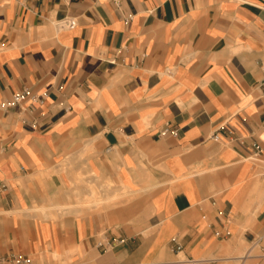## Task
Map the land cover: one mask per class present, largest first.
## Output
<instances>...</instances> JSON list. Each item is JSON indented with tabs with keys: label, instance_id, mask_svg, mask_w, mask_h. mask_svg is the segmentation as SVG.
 Segmentation results:
<instances>
[{
	"label": "crops",
	"instance_id": "1",
	"mask_svg": "<svg viewBox=\"0 0 264 264\" xmlns=\"http://www.w3.org/2000/svg\"><path fill=\"white\" fill-rule=\"evenodd\" d=\"M24 88L43 102L3 107ZM246 253L264 264V0H0V264Z\"/></svg>",
	"mask_w": 264,
	"mask_h": 264
},
{
	"label": "built area",
	"instance_id": "2",
	"mask_svg": "<svg viewBox=\"0 0 264 264\" xmlns=\"http://www.w3.org/2000/svg\"><path fill=\"white\" fill-rule=\"evenodd\" d=\"M59 27H66V28H72L75 25V21L72 18H65L60 21L58 24ZM43 95H40L36 93L33 89L30 88H24L21 91L14 92L10 99L3 103V107H18L20 110L33 108L34 103H42L43 102ZM165 132H171L174 133L175 129H164L161 133ZM215 138H217L216 135H214ZM219 235V233H216ZM124 242V239H111L107 240L105 243L99 242L98 245L103 248V250H106L112 246H114L117 243ZM249 253H246L244 256H242L238 262V264H244V259L248 256Z\"/></svg>",
	"mask_w": 264,
	"mask_h": 264
}]
</instances>
